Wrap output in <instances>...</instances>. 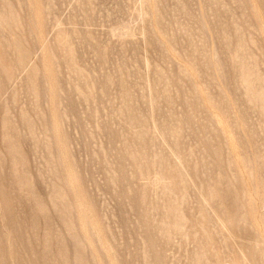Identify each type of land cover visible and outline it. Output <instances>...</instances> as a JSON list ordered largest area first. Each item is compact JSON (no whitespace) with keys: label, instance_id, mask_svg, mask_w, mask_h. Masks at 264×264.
<instances>
[{"label":"rangeland","instance_id":"374dc122","mask_svg":"<svg viewBox=\"0 0 264 264\" xmlns=\"http://www.w3.org/2000/svg\"><path fill=\"white\" fill-rule=\"evenodd\" d=\"M0 264H264V0H0Z\"/></svg>","mask_w":264,"mask_h":264}]
</instances>
